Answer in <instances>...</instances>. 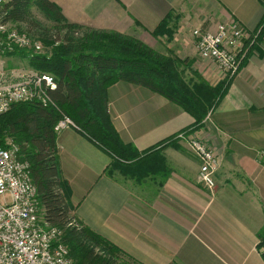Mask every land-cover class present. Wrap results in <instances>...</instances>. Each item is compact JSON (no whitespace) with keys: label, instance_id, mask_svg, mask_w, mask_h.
I'll return each mask as SVG.
<instances>
[{"label":"crops","instance_id":"obj_1","mask_svg":"<svg viewBox=\"0 0 264 264\" xmlns=\"http://www.w3.org/2000/svg\"><path fill=\"white\" fill-rule=\"evenodd\" d=\"M49 1L68 22L134 36L166 56L190 60L211 86L227 84L191 133L220 156L214 192L199 183V161L185 141L163 145L194 118L147 88L117 81L106 90L112 126L138 152L156 147L160 170L138 180L115 170L111 156L79 131L62 130L57 163L72 213L140 264H264L258 248L264 233V49L255 46L240 71L226 77L198 56L191 38L193 28L212 31L225 21L254 31L264 0H205L208 12L200 15L182 0ZM169 15L171 35L153 36Z\"/></svg>","mask_w":264,"mask_h":264},{"label":"trees","instance_id":"obj_2","mask_svg":"<svg viewBox=\"0 0 264 264\" xmlns=\"http://www.w3.org/2000/svg\"><path fill=\"white\" fill-rule=\"evenodd\" d=\"M33 8L52 27L36 20ZM169 17L157 26L153 36L171 35L167 31ZM2 21L53 48L50 54L28 56L18 51L8 55L26 59L30 68L53 76L56 87L49 92L51 107L19 103L0 117V144L6 147L8 141L12 142L19 149V158L30 165L42 220L63 231L62 241L72 264H140L72 213L60 178L54 126L62 116L69 117L81 134L111 156L115 170L142 180L146 174L160 170V151L155 147L138 152L121 142L108 116L107 88L126 81L165 97L189 113L194 118L191 127L164 141L166 145L180 140L179 134L200 129L225 95L227 84L221 81L211 86L192 69L190 60L166 56L134 36L68 22L49 0H9ZM263 22L264 17L260 24ZM185 74H189L188 83ZM258 248H262L264 261V233Z\"/></svg>","mask_w":264,"mask_h":264},{"label":"built area","instance_id":"obj_3","mask_svg":"<svg viewBox=\"0 0 264 264\" xmlns=\"http://www.w3.org/2000/svg\"><path fill=\"white\" fill-rule=\"evenodd\" d=\"M8 1L0 0V117L19 103L36 102L43 108L51 107L49 92L56 87L51 74L30 67L23 70L7 66L10 59L11 62L18 59L8 56L15 52L24 51L29 53L28 56L43 52L39 41L2 21L4 5ZM263 28L264 22L248 33L237 22L225 21L216 24L212 31L193 28L191 38L198 56L214 62L229 77L243 67L250 48L259 45L264 49ZM65 129L81 132L64 115L53 130L57 134ZM178 138L186 142L199 161V183L210 193L214 192L215 174L221 161L219 154L192 134H179ZM62 236L61 229L39 218L30 165L19 158L18 147L10 141L6 147L0 144V264H72Z\"/></svg>","mask_w":264,"mask_h":264},{"label":"rangeland","instance_id":"obj_4","mask_svg":"<svg viewBox=\"0 0 264 264\" xmlns=\"http://www.w3.org/2000/svg\"><path fill=\"white\" fill-rule=\"evenodd\" d=\"M182 1L183 2H188V3L185 4V6L183 5L184 8L190 9L191 8L190 6H192V10L195 11L196 14L199 11V14H197V15H200L202 10H204V12H206V13L208 12V7H207V4H206L205 0H182ZM207 2H209V0H207ZM32 11H33L35 19L38 20L44 27H49V28L52 27L53 24L45 21L42 18V16L37 12V10L35 8H33ZM155 40L161 46L164 45L159 39H156V37H155ZM41 45H42V49H43L42 53H49V54L52 53L53 48H51L50 46H45L42 43H41ZM163 52L167 53V52H171V51H163ZM170 54L173 55L172 52ZM10 60L7 61V66L9 68H13L14 67V68H20V69H23V70H29V66H28L27 60L13 59L12 60L13 62H11ZM185 79H186V82L188 83L189 82L188 81L189 80V74H187V75L185 74ZM39 218H40V220H42V211L40 209H39ZM131 258L133 260H135L133 257H131ZM126 260L129 261V259H126ZM135 261L137 262V260H135Z\"/></svg>","mask_w":264,"mask_h":264}]
</instances>
